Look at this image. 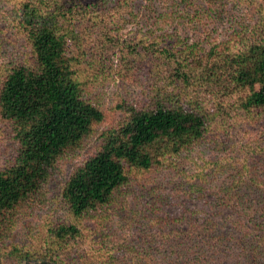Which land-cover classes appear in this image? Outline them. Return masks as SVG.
<instances>
[{
	"label": "trees",
	"instance_id": "obj_1",
	"mask_svg": "<svg viewBox=\"0 0 264 264\" xmlns=\"http://www.w3.org/2000/svg\"><path fill=\"white\" fill-rule=\"evenodd\" d=\"M111 1L119 12L130 2L0 0L10 6V18L1 15L13 31L8 39L24 50L0 64V141L11 150L0 158V264H264V139L249 140L239 152L232 147L231 184L214 188L199 175L174 185L175 195L196 204L184 203L180 217L159 219L171 228L166 239L128 246L135 258H121V244L111 248L105 225L107 211L126 204L132 178L179 169L204 141L214 120L206 96L220 106L231 101V114L263 126L264 0H168L170 15L242 10L240 27L208 51L172 35L123 46L105 35L100 50H88L83 37L94 33L86 18L108 15ZM105 41L122 54L123 75L144 86L142 97L117 107V127L100 134L96 150L63 185L62 202L75 223L58 219L41 244H15L23 212L46 200L59 162L101 132L106 115L86 96L81 77L84 64L105 65ZM152 198L145 217L164 203L157 192ZM85 220L94 231L82 227ZM97 240L100 249L93 247Z\"/></svg>",
	"mask_w": 264,
	"mask_h": 264
},
{
	"label": "rangeland",
	"instance_id": "obj_2",
	"mask_svg": "<svg viewBox=\"0 0 264 264\" xmlns=\"http://www.w3.org/2000/svg\"><path fill=\"white\" fill-rule=\"evenodd\" d=\"M167 1L130 0L129 3H122L119 6V8H124L120 9V12L116 9L115 2L111 1L105 9L108 15L104 14L97 18H95L97 15H91L86 18L90 32L94 33L83 37L86 48L92 51L100 50L105 35L114 40L111 44L116 42L120 46L130 45L140 39L152 40L155 37H161L160 40H162L167 35H172L174 40L179 38L185 45L199 44L201 48L208 51L222 41H228L231 33L240 27L239 24L244 18L242 10H234L232 5L231 10H228L226 14L208 12L195 16L194 12V16L191 14L185 16L183 12H180V14L183 13L182 17L180 14L170 15L173 7L171 8ZM9 11V4L2 2L0 4V29L5 27V36L0 35V64L16 59L24 51L16 38L8 39L13 35V31L8 29V24L3 22L1 15L10 18ZM245 17L247 24L250 25L251 15L245 14ZM77 18L82 20L81 15ZM11 41L16 42L19 47L12 45ZM105 42L104 45L108 50L105 55L107 56L105 65L100 63V60L94 62L92 67L84 64L81 77L86 96L106 115L105 122L98 127L99 131L97 130L101 132L94 134L76 152L69 153L59 162L50 186L47 188L46 200L23 212L12 237L15 244L28 247L41 244L48 229L58 219L75 223L62 202L63 185L70 174L96 150L100 142V134L107 128L117 127L122 119V113L117 107L142 97L144 86L123 75L120 70L121 61H119L122 54L115 53L110 43ZM206 97V109L214 114V120L212 130L206 133L204 141L184 155L179 163V169L168 172L163 170L160 173L144 174L132 178L126 204H120L107 211L106 215L109 220L105 225L107 234L110 236V246L115 250L114 245L121 244L125 248V251L121 252V258L124 260L136 257V254L129 252L128 246L135 249L140 248L139 246L144 245L147 240L166 239L171 228L160 223L161 217L166 215L180 217L183 212L185 213L186 208L183 204L186 203V198L183 194L173 193L174 185L182 184L187 177H193L198 181L199 175H208L210 186H216L214 188L221 186L224 182L231 184L229 164L231 155H237V152L231 153L232 147H236L239 152L240 146L249 140L264 139V123L263 126L258 124L252 127L249 120L240 121V115H236V112L231 114V101L224 102L220 106L215 103L212 96ZM231 115L234 117L233 122H231ZM7 148L8 146L0 141V158H4L7 155L6 152L11 151ZM154 192L163 196L164 203L162 206L159 205L156 213L145 217L147 211L151 210L149 203L154 201L152 198ZM194 201L193 198L190 199L186 206ZM198 205L203 207L201 202ZM91 226V230L94 231V226L90 221H83L82 227L91 228ZM87 247L85 249H88ZM93 247L100 249L99 240L93 243Z\"/></svg>",
	"mask_w": 264,
	"mask_h": 264
}]
</instances>
